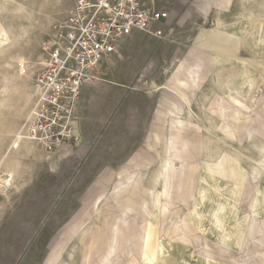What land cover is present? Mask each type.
<instances>
[{
	"label": "crops",
	"instance_id": "crops-1",
	"mask_svg": "<svg viewBox=\"0 0 264 264\" xmlns=\"http://www.w3.org/2000/svg\"><path fill=\"white\" fill-rule=\"evenodd\" d=\"M24 1L0 0V34L6 31L11 40L8 44H0V79L3 71H7V63L14 64L18 58L24 59L18 49L20 40L14 33L19 32L20 27L24 30L21 32H35L36 17H51L53 14L52 0ZM62 1L59 0L56 6H62ZM153 1L155 7L169 13V18L164 25L157 27L167 34L166 37L143 33V161L159 162L163 158V154L153 146L165 143L168 138L158 136L155 130L161 122L170 128L174 118L169 112H178L180 90L176 81L184 77L176 71L183 61H187L194 70H198V75L194 79L187 76L188 104L181 109L180 121L186 126V135L182 139H187V143L195 147L187 159L194 174L200 178V195L196 208L183 220L189 233L180 235L176 226L180 223L183 204L174 190L170 208L165 213L157 202L152 201L149 190L155 188L159 194L162 187L147 183L150 173L156 171L157 163L150 165L143 179V201L149 202L151 210L150 216L143 204V225L146 228L143 231V252H152L154 259L149 262L143 256L140 262L264 264V246L260 243L259 234H255V239L250 242V251L244 249L250 225L253 223L255 229L258 227L253 217L264 221V9L260 8V0H253V18L243 24L240 21L244 11L239 0H235V6L222 11L219 0ZM74 4L75 0H71L66 14ZM17 18H27L28 24L21 26ZM125 45H128V40ZM90 91L87 90L82 98L78 129L81 140L77 147L85 138L84 98ZM11 94L12 98L17 97ZM4 137L8 138H1ZM2 139L0 161L10 156L4 154L7 142ZM8 140L11 145L10 138ZM196 146L198 151H195ZM233 153H238V156ZM89 159L97 162V178L110 191L118 179L115 177L122 171V168L111 169L109 162L116 158L97 152ZM203 163L209 164L210 168L203 170ZM82 207L83 202L75 207L73 214ZM71 219L72 215L61 223L67 224ZM91 222L96 229L101 223L100 218H93ZM165 224H169L167 231ZM16 225L19 237V218ZM26 225L30 236L35 231V221L28 216ZM91 235L95 238L97 234L93 232ZM81 246L80 243L77 247ZM80 250L76 254L77 264Z\"/></svg>",
	"mask_w": 264,
	"mask_h": 264
},
{
	"label": "rangeland",
	"instance_id": "rangeland-1",
	"mask_svg": "<svg viewBox=\"0 0 264 264\" xmlns=\"http://www.w3.org/2000/svg\"><path fill=\"white\" fill-rule=\"evenodd\" d=\"M58 1L52 0L51 17H36L35 32H21L23 27L19 26L20 31L14 35L18 37L24 34L19 39L18 48L24 59L17 62L13 69L6 67L7 71H3L0 79V101H6L4 109H0V141L1 137H8L2 140L7 142L4 147L5 156L10 154L7 159L0 161L1 177L7 176L8 163L14 165L15 159L19 160L18 175L13 187L6 192L0 190V264H77L76 254L80 248L79 264H142L143 231L146 229L143 225V204L151 216L149 202L143 201V179L150 165L157 163L156 171L150 173L147 183L162 187L159 194L155 188L149 190L152 201L161 199L162 211L165 213L170 208L174 190L183 204L179 214L180 223L176 226L180 235H188L189 229L183 220L187 213L196 208L200 195V178L189 165L188 155L182 159L172 157V166L162 159L159 162L143 161V34L128 40V45H123L118 57L106 66L98 87L90 88L91 91L85 96V138L73 154L65 152L52 156L36 147V151L30 153L24 147L18 154L14 152L18 134L20 131L25 134L26 119L33 100L29 107L21 102L20 112H16V107L12 108L11 103L16 102L17 97L14 100H10L13 98L7 95L3 97L1 88H4L5 77L15 74L24 78L30 76L28 92H33L32 80L42 58L41 43L54 25L64 21L70 13L66 14V10H69L71 0H63L62 6L57 7ZM252 2L239 0L244 11L240 23L250 21L246 17L252 11ZM263 2H259L261 9H264ZM233 6L235 0H219L220 10ZM17 19L21 21V26L28 24L27 18ZM8 40L4 44L11 41ZM176 74L184 77L176 81V87L180 90L177 105L183 108L188 104L187 76L196 78L198 70L183 61ZM157 126L155 132L158 136H168L169 127H166L165 122ZM186 143L187 139L180 141L178 149H183ZM187 145L188 152L192 153L195 147ZM153 147L162 153L166 144L160 143ZM195 151H198L197 146ZM97 152L116 158L109 162L111 169L122 168L110 191L97 178V162L89 159ZM159 171L160 181L155 182ZM126 174V180L120 181L119 175ZM251 178L254 180L253 176ZM81 202L82 209L73 214ZM71 215L72 219L63 225ZM28 216L35 221V231L30 236L27 235ZM18 218L19 237L16 235ZM93 218H100L101 223L97 229L91 222ZM253 219L258 227L255 229L253 223L250 225L244 245L247 251H250L249 245L255 239V234L260 235V243L264 246V221L256 217ZM165 228L167 231L169 224H165ZM93 232L97 234L95 238L91 235ZM80 243L82 246L78 248ZM149 254L153 256L152 252Z\"/></svg>",
	"mask_w": 264,
	"mask_h": 264
},
{
	"label": "built area",
	"instance_id": "built-area-1",
	"mask_svg": "<svg viewBox=\"0 0 264 264\" xmlns=\"http://www.w3.org/2000/svg\"><path fill=\"white\" fill-rule=\"evenodd\" d=\"M168 18L153 0H75L67 18L54 25L40 46L25 124L29 142L52 156L73 154L81 139L85 92L100 83L127 40L143 33L166 37L157 27Z\"/></svg>",
	"mask_w": 264,
	"mask_h": 264
},
{
	"label": "bare ground",
	"instance_id": "bare-ground-1",
	"mask_svg": "<svg viewBox=\"0 0 264 264\" xmlns=\"http://www.w3.org/2000/svg\"><path fill=\"white\" fill-rule=\"evenodd\" d=\"M27 1V0H26ZM26 1H24V2H26ZM262 1H264V0H262ZM5 5V4H4ZM259 5H260V8H261V4L259 3ZM262 6L264 7V2H263V4H262ZM4 7V6H3ZM23 10V9H22ZM20 11V10H19ZM18 12V11H17ZM21 13V12H20ZM258 14V13H257ZM252 11L247 15V17H246V20H251L252 18ZM260 18V17H259ZM218 20V19H217ZM208 22V21H207ZM212 22V21H211ZM209 23V22H208ZM222 24V23H221ZM225 24V23H224ZM209 25V24H208ZM207 27V26H206ZM217 27V26H216ZM24 31V30H23ZM50 32H48V34H49ZM24 35V34H23ZM23 35H19L18 37H16V39H20L21 37H23ZM0 38H1V45L2 44H4V43H7L9 40H8V35H7V33H6V31L5 32H3V33H1L0 34ZM19 41V40H18ZM41 56H42V53H41ZM17 62H22V58H18V60H15V63L14 64H12V63H7L6 64V67H8L9 69H13L14 67H15V64H17ZM41 62V61H40ZM40 62L38 63V65H37V68H36V71H37V69H38V66H39V64H40ZM36 66V65H35ZM33 67V66H32ZM193 67V66H192ZM35 68V67H34ZM11 71V70H10ZM36 71H35V73H36ZM29 73V72H28ZM35 73H34V75H35ZM12 74V73H11ZM32 75V74H31ZM30 76H27L26 78H24V77H22L21 75H19V76H17V75H15V74H12L10 77H5V79H4V88H1L2 89V92H1V94H3V97L4 96H8L9 98L11 97L10 95H12L11 93H13V94H16V96H17V101L16 102H12L11 104V107L12 108H15V111L16 112H20V109H19V104L22 102V103H24V105L26 106V107H29L30 106V104H31V102H32V100H33V92H32V90H31V93H29L30 91L28 90L29 89V83H28V78H29ZM223 80V79H222ZM221 80V81H222ZM225 80V79H224ZM227 81H229V80H227ZM3 83V82H2ZM221 83V82H220ZM224 83H226V82H224ZM223 83V84H224ZM219 84V83H218ZM222 84V83H221ZM224 85H226V84H224ZM222 86V85H221ZM95 87H97V86H95ZM31 89V88H30ZM29 91V92H28ZM2 96V95H1ZM236 98V97H235ZM237 99V98H236ZM10 100H14V98L13 99H10ZM181 100V99H180ZM5 100L3 101V102H1L0 101V109H1V107H3L4 105H5ZM184 103V102H183ZM200 103V102H199ZM198 103V104H199ZM181 104V103H180ZM24 106V107H25ZM178 106V112H174V113H172V112H170L171 114H173L172 116L174 117V120H172V122H171V127L168 129L169 130V134H168V136H167V141L165 142V144H166V147H165V150L162 152V154H163V158H162V160L164 161V162H167L170 166H172L173 165V160L171 159L172 157H176L177 159L179 158V159H182V158H184V157H186L188 154H189V152H188V148H187V143L186 144H184V146H183V149H178V144L180 143V141L179 140H182L183 141V139H182V137H183V134H184V132H185V130H186V126H185V124H183L180 120H181V117H182V114H181V109H182V107L181 106H179V105H177ZM24 107H22V109L21 110H23L24 109ZM189 107V106H188ZM189 109V108H188ZM169 111H171L170 110V108L168 109ZM185 110V109H184ZM26 111V110H25ZM24 111V112H25ZM194 111V110H193ZM25 114V113H24ZM200 115H201V113H199V117H200ZM19 117H20V115H18ZM22 116H23V113H22ZM21 116V117H22ZM198 116V115H197ZM188 117H190V116H188ZM187 117V119H189ZM203 119V118H202ZM201 119V120H202ZM206 120V119H205ZM205 120H204V122H205ZM190 121V120H189ZM203 121V120H202ZM207 122V121H206ZM209 124V123H208ZM211 124V123H210ZM214 124V123H213ZM205 125V124H204ZM206 126V125H205ZM212 126V125H211ZM210 126V127H211ZM214 126V125H213ZM213 127H211V129H212ZM202 129H203V127H202ZM214 129V128H213ZM212 129V130H213ZM215 130V129H214ZM213 130V132H215ZM17 131V130H16ZM210 131V130H209ZM212 132V131H211ZM16 133V132H15ZM168 133V132H167ZM219 133V132H218ZM10 134H11V132H10ZM222 137V136H221ZM219 138V137H218ZM223 138H225V137H223ZM209 140V139H208ZM215 140V139H214ZM177 141H179V142H177ZM225 141V140H224ZM186 142V141H185ZM220 142V141H219ZM223 143V142H222ZM234 146V145H233ZM22 147H24V148H27L26 150H29V153H30V151H36V149H35V146L31 143V142H29V140L27 139V137H26V135L24 134V133H21V131H20V133L18 134V138H17V140L15 141V144H14V152L16 153V154H18V152L19 151H21L20 149L22 148ZM235 147V146H234ZM231 149V148H230ZM264 149V148H263ZM232 150H234V148L232 149ZM237 150V149H236ZM236 150H234V151H236ZM28 152V151H27ZM238 152V151H237ZM232 153V152H231ZM239 153V152H238ZM238 153L236 154V156H238ZM244 153V152H243ZM234 154V153H233ZM234 154V155H235ZM239 155H240V153H239ZM240 156H242V153H241V155ZM239 159V158H238ZM15 162L16 163H14V165H11V163H8V165H6V166H9L8 167V169H9V171H8V173H7V176L5 177V178H3V177H1V175H0V190L2 191V192H6V190H8V189H10V188H12L13 187V183H14V181L16 180L15 178H16V176L18 175V165H19V160L18 159H15ZM186 162V161H185ZM251 162V161H250ZM261 162V161H260ZM223 163V162H222ZM252 163V162H251ZM259 163V162H258ZM262 163V162H261ZM264 163V162H263ZM262 163V164H263ZM13 164V163H12ZM261 165V164H260ZM219 166V165H218ZM255 166V165H254ZM253 166V167H254ZM258 166V165H257ZM212 167V166H211ZM252 167V168H253ZM263 167V166H262ZM163 168V167H162ZM208 168H210V166H209V164H205L204 165V167H203V169L204 170H207ZM256 168V167H255ZM261 168V167H260ZM1 169V168H0ZM256 169H259V167L258 168H256ZM225 170V169H224ZM252 170V169H251ZM250 170V171H251ZM141 171V170H140ZM219 171V170H218ZM223 171V170H222ZM264 171V170H263ZM253 172V171H252ZM124 174V173H123ZM163 174V173H162ZM220 174H222L221 172H220ZM161 175V171H159L158 173H157V177H156V180H155V182H158V181H160V176ZM258 175V174H257ZM259 175H261V174H259ZM120 177H119V180L120 181H122V180H126V178H127V174L126 175H119ZM222 176V175H221ZM223 177H224V175H223ZM259 177V176H258ZM141 178V177H140ZM138 179V178H137ZM142 179V178H141ZM130 184V183H129ZM128 184V185H129ZM113 185H115V182H114V184ZM127 185V186H128ZM114 187V186H113ZM126 188V187H125ZM114 192V191H113ZM157 202V204H158V206L160 207V209L162 210V204H161V199H158V200H154V203H156ZM99 205V204H98ZM101 208V207H100ZM101 212V211H100ZM102 213V212H101ZM100 214V213H99ZM188 214V213H187ZM187 214H186V216H187ZM101 216V215H100ZM255 217V216H254ZM84 229V228H83ZM145 231H146V229H145ZM83 235H84V233H83ZM82 235V236H83ZM203 236V235H202ZM81 238V237H80ZM80 242H82V241H80ZM189 246V245H188ZM225 247V246H224ZM74 248V247H73ZM143 256H144V258H146V260L147 261H149V262H152L153 261V259H154V257L151 255V254H149V252L148 251H144L143 252V250H142V254H141V258H142V260H143ZM57 263H59V262H57ZM142 264H143V261H142Z\"/></svg>",
	"mask_w": 264,
	"mask_h": 264
}]
</instances>
